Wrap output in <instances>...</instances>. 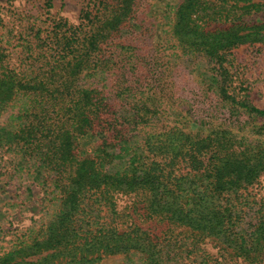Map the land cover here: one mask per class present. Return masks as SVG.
Listing matches in <instances>:
<instances>
[{"label":"trees","instance_id":"1","mask_svg":"<svg viewBox=\"0 0 264 264\" xmlns=\"http://www.w3.org/2000/svg\"><path fill=\"white\" fill-rule=\"evenodd\" d=\"M141 1L86 0L78 25L54 19L45 35L30 25L17 59L0 57V153L41 166L61 200L44 230L0 254V264H95L120 254L140 255L141 264H208L202 237L224 244L209 264L264 261V200L247 224L244 207L264 173V146L216 122L221 107L264 117L248 93H236L229 68L236 48L264 43V20L244 18L264 11V0L181 1L171 43L160 44L168 58L155 57L158 72L145 81L138 50L146 51L140 37L151 25L136 28ZM171 55L202 61L195 75L209 91L191 100L209 105L213 91L216 111L193 118L197 108L178 110L188 84L175 77ZM153 116L169 129L158 131ZM90 132L98 138L91 152L79 142ZM126 200L136 212L128 220L119 208Z\"/></svg>","mask_w":264,"mask_h":264},{"label":"rangeland","instance_id":"2","mask_svg":"<svg viewBox=\"0 0 264 264\" xmlns=\"http://www.w3.org/2000/svg\"><path fill=\"white\" fill-rule=\"evenodd\" d=\"M50 1V2H48ZM183 0H142L141 1V17L138 21V30H143L144 24L151 25V29L147 31L146 35H141L140 39H143L140 46L144 45L146 49L138 50V54L141 57L142 67L139 70V75L143 81L146 80V76H154L158 70L154 68L155 57L164 56L166 54L160 44L171 43L170 38V26L175 20V12L177 5ZM86 0H0V44L7 45L10 49H0V57L5 53V61L9 59L14 61L17 59L20 51L23 49L21 46V34L20 31L31 28L30 32H34L40 26L46 27L54 23V19L66 20L70 24L78 25L81 22V10L85 6ZM264 11L258 14L252 13L246 15L244 18L246 21H263ZM35 21L37 25H33ZM132 24V22H129ZM251 24V23H249ZM210 28L216 26L215 22H211L208 25ZM137 30V29H136ZM138 33V32H137ZM139 34V33H138ZM123 37L119 38L121 41ZM9 41L8 44H4ZM165 46V45H164ZM131 52L123 54L122 58L128 60L131 56ZM171 62L174 65L171 69L175 72V77L178 80H184L187 85L189 93H183L182 97L177 100L175 105H178L180 112H187L189 108L198 109L193 118H196L201 113L205 114L206 111H216L214 106L217 104L213 91H210L209 98L212 102L209 105L201 103V105L193 106L194 100L198 99L197 92H202L203 89L208 90V86L197 79V75L201 73L203 63L199 59L193 58V56H175L171 55ZM167 60V55L164 56ZM231 57L234 59V63L229 66L234 80L235 91L240 95L248 93L249 98L259 108H264V43L244 44L236 48ZM128 64L130 62L128 61ZM134 64V62L132 63ZM130 64V66L132 65ZM165 65V61L163 62ZM131 71H135V68ZM194 76V77H193ZM113 76L110 79L111 86L117 84V80ZM194 78V79H193ZM193 88H196L194 90ZM194 91V93H193ZM209 91V90H208ZM239 95V96H240ZM209 100V101H210ZM210 109V110H209ZM195 111V110H194ZM220 118L216 121L223 127H231L239 132L241 135H245L248 138V142L253 144H262L264 146V117H250L245 113H241L236 116L231 114L230 111L221 107ZM207 114V113H206ZM159 116H153L155 125L158 131L169 129L170 126H166L158 122ZM212 121V120H211ZM194 129L197 128L195 122L191 123ZM207 126L213 128L214 126ZM171 125V124H168ZM257 130H263L258 132ZM97 137L93 133L83 135L79 142L81 146L88 150L93 151ZM6 147V146H5ZM16 155L14 152L1 150L0 153V254L12 249L16 242H20L24 239L31 240V236L37 235L42 229L44 230V223L49 222L61 207V200L59 190L55 187L53 177L47 176L44 173V169L41 166H31V162L19 157L17 161L11 160ZM251 202L249 206L246 204V209H250V214L246 216L245 224L252 219H256L255 215L259 208L256 206V202L264 200V173H262L258 181L249 188L248 193L244 194ZM246 201L249 203V201ZM130 204L128 200L121 201L119 208L126 209L124 219L128 220L131 216H136V212L132 207H125L126 204ZM145 225V223L143 224ZM199 246L204 255L210 257L209 263L216 261L218 254L221 253L223 243L215 240L211 237H202L198 239ZM44 255V252L42 253ZM39 256V255H38ZM228 256V255H227ZM264 256V254H263ZM37 258V256L32 257ZM237 259V258H236ZM241 264L242 260L237 259ZM141 256L133 255L129 257L125 254L116 256H109L95 264H141ZM264 264V261L261 262Z\"/></svg>","mask_w":264,"mask_h":264}]
</instances>
